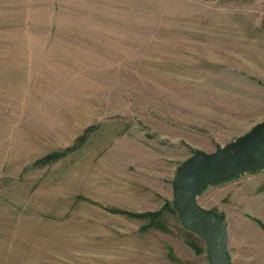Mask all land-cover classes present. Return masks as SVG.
I'll use <instances>...</instances> for the list:
<instances>
[{
	"label": "rangeland",
	"instance_id": "rangeland-1",
	"mask_svg": "<svg viewBox=\"0 0 264 264\" xmlns=\"http://www.w3.org/2000/svg\"><path fill=\"white\" fill-rule=\"evenodd\" d=\"M258 6L0 0V264H209L172 183L264 121L258 61L226 35ZM197 203L226 218L231 264H264V169Z\"/></svg>",
	"mask_w": 264,
	"mask_h": 264
},
{
	"label": "water",
	"instance_id": "water-1",
	"mask_svg": "<svg viewBox=\"0 0 264 264\" xmlns=\"http://www.w3.org/2000/svg\"><path fill=\"white\" fill-rule=\"evenodd\" d=\"M264 169V121L212 154L196 152L175 173L173 209L188 232L206 245L209 264H231L226 218L200 207L197 198L209 185Z\"/></svg>",
	"mask_w": 264,
	"mask_h": 264
},
{
	"label": "crops",
	"instance_id": "crops-1",
	"mask_svg": "<svg viewBox=\"0 0 264 264\" xmlns=\"http://www.w3.org/2000/svg\"><path fill=\"white\" fill-rule=\"evenodd\" d=\"M243 5V4H242ZM260 5V4H259ZM258 11L263 16H255L252 21L247 20L250 15L246 14V20L226 21V35L236 41V50L241 52V58L250 61H258L257 66L253 65L254 76L258 83L264 85V7L258 6ZM243 12L244 9H241ZM244 16V15H243ZM228 37V38H229Z\"/></svg>",
	"mask_w": 264,
	"mask_h": 264
},
{
	"label": "trees",
	"instance_id": "trees-1",
	"mask_svg": "<svg viewBox=\"0 0 264 264\" xmlns=\"http://www.w3.org/2000/svg\"><path fill=\"white\" fill-rule=\"evenodd\" d=\"M145 217H149V216L147 215V216H145Z\"/></svg>",
	"mask_w": 264,
	"mask_h": 264
}]
</instances>
